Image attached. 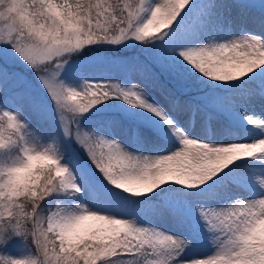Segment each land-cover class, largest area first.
<instances>
[{"label": "snow or ice", "instance_id": "1", "mask_svg": "<svg viewBox=\"0 0 264 264\" xmlns=\"http://www.w3.org/2000/svg\"><path fill=\"white\" fill-rule=\"evenodd\" d=\"M9 84L0 264H264V0H0Z\"/></svg>", "mask_w": 264, "mask_h": 264}, {"label": "rangeland", "instance_id": "2", "mask_svg": "<svg viewBox=\"0 0 264 264\" xmlns=\"http://www.w3.org/2000/svg\"><path fill=\"white\" fill-rule=\"evenodd\" d=\"M129 54H132L131 50H130ZM106 55L107 56L111 55V53L107 50V48H100L97 46L93 50H89L86 48L80 54L78 59L82 65H89L90 64V57L106 56ZM8 67H9L10 71L23 73L32 82V84L35 86L37 91L42 94V90L39 89V85L36 83L35 76L33 75V73L31 71H29L27 68H25L23 64L9 60L8 61ZM85 74L89 75L90 77L91 76L100 77V76H106L107 73H106L105 68L93 66V67H90L89 69H87ZM152 94L154 96H156L157 98H160L158 89H153ZM198 94H199V92L195 88L191 92V96H195ZM11 96H12V86H11V84H9L8 89L5 91V93L2 96H0V101L5 100L6 98H10ZM191 96L190 97H183L182 99H190ZM261 105H262V102L260 101V99L258 97H256L249 104L248 110L250 112H255V113L259 114L262 111H264V108H262ZM8 106L14 107V105L11 104L10 99L8 102ZM206 112H207V110H204V111H201L198 113L196 126L192 128V133L194 135H200L202 133V125H203L204 120H205ZM178 118H180L182 122H186L189 119V116L187 113L181 112L178 114ZM210 124H211V130L215 134L214 139H216V140H220L222 131L225 128L229 127V124H228V121L226 120V118L224 116L218 115L214 112L212 113V120H211ZM49 130L55 131V129H52V128H50ZM118 134H119V132H118ZM252 138H254V137H244L242 135L239 137V140L241 142H245L246 140H249ZM71 149H76V146L72 145ZM71 149L69 150L70 152H71ZM76 150L79 151L78 149H76ZM150 150H152L151 146H148L146 148V151H150ZM80 156L82 158H85L83 152H80ZM89 167H91L90 164H89ZM160 226L164 227V228H171V224L168 222H163V223H161ZM20 250H21L20 245L15 244L14 249H12L11 251L13 252V254H19ZM208 252H210V248L206 247L203 243H198L197 247L194 249L195 254H207Z\"/></svg>", "mask_w": 264, "mask_h": 264}, {"label": "trees", "instance_id": "3", "mask_svg": "<svg viewBox=\"0 0 264 264\" xmlns=\"http://www.w3.org/2000/svg\"><path fill=\"white\" fill-rule=\"evenodd\" d=\"M16 244H19V242H16ZM14 247H15V245L11 246L10 250L14 249Z\"/></svg>", "mask_w": 264, "mask_h": 264}]
</instances>
